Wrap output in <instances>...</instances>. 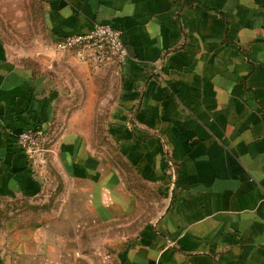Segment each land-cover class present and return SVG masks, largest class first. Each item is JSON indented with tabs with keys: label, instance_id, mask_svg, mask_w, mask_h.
<instances>
[{
	"label": "crops",
	"instance_id": "1",
	"mask_svg": "<svg viewBox=\"0 0 264 264\" xmlns=\"http://www.w3.org/2000/svg\"><path fill=\"white\" fill-rule=\"evenodd\" d=\"M37 7L33 48L0 33V264H264V0ZM94 23L123 64L54 50Z\"/></svg>",
	"mask_w": 264,
	"mask_h": 264
},
{
	"label": "built area",
	"instance_id": "2",
	"mask_svg": "<svg viewBox=\"0 0 264 264\" xmlns=\"http://www.w3.org/2000/svg\"><path fill=\"white\" fill-rule=\"evenodd\" d=\"M54 50L58 53L75 51L81 60L95 66L113 62L123 64L128 58V49L122 34L112 26L102 23H94L87 32L58 39L54 43ZM17 142L29 162L40 168L49 152L47 139L34 130H26L18 135ZM102 259L104 264H121L109 249L102 251Z\"/></svg>",
	"mask_w": 264,
	"mask_h": 264
},
{
	"label": "rangeland",
	"instance_id": "3",
	"mask_svg": "<svg viewBox=\"0 0 264 264\" xmlns=\"http://www.w3.org/2000/svg\"><path fill=\"white\" fill-rule=\"evenodd\" d=\"M41 16L37 0H0V33L11 49L29 50L43 40Z\"/></svg>",
	"mask_w": 264,
	"mask_h": 264
}]
</instances>
